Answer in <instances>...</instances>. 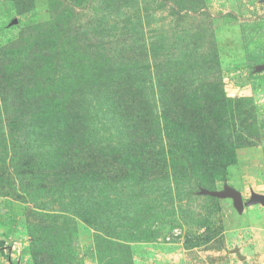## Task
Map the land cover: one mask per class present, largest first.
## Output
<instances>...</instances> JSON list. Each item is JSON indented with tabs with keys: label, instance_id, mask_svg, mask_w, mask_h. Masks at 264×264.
Listing matches in <instances>:
<instances>
[{
	"label": "rangeland",
	"instance_id": "1",
	"mask_svg": "<svg viewBox=\"0 0 264 264\" xmlns=\"http://www.w3.org/2000/svg\"><path fill=\"white\" fill-rule=\"evenodd\" d=\"M262 66L264 0H0V264H264V205L205 193L264 194ZM218 90L204 183L163 159Z\"/></svg>",
	"mask_w": 264,
	"mask_h": 264
},
{
	"label": "trees",
	"instance_id": "2",
	"mask_svg": "<svg viewBox=\"0 0 264 264\" xmlns=\"http://www.w3.org/2000/svg\"><path fill=\"white\" fill-rule=\"evenodd\" d=\"M211 99L214 100V111L216 112L214 115H210L211 124L215 125L214 128H208L206 123L197 143L180 144L177 142L175 146L170 147L171 160L166 157L163 159L164 161L169 160V162L176 159L187 162L193 174L205 181L204 183H213L219 177L223 178L228 166L235 162L234 149L223 142L229 130V119L225 112L226 104L223 93H219L218 90V96L211 97ZM164 115L170 125L167 137L176 141L184 135L191 134V130L176 121L177 116L173 120L168 111H165Z\"/></svg>",
	"mask_w": 264,
	"mask_h": 264
},
{
	"label": "water",
	"instance_id": "3",
	"mask_svg": "<svg viewBox=\"0 0 264 264\" xmlns=\"http://www.w3.org/2000/svg\"><path fill=\"white\" fill-rule=\"evenodd\" d=\"M262 68H264V66H262ZM205 193L215 197L232 199L233 205L238 212H241L245 205L248 206L255 203L264 205V194L251 193L250 200L245 203L241 193L233 188L225 187L222 191H207Z\"/></svg>",
	"mask_w": 264,
	"mask_h": 264
}]
</instances>
